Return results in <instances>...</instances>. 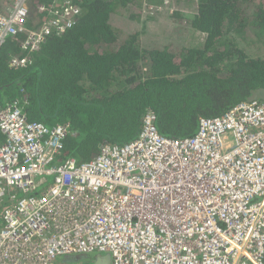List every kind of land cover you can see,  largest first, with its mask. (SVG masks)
I'll return each instance as SVG.
<instances>
[{
	"label": "built area",
	"instance_id": "1",
	"mask_svg": "<svg viewBox=\"0 0 264 264\" xmlns=\"http://www.w3.org/2000/svg\"><path fill=\"white\" fill-rule=\"evenodd\" d=\"M7 1L0 44L23 35L26 52L81 15L80 0H51L32 27L31 0ZM69 132L16 101L0 109V264H90L68 258L97 252L110 264H264V99L199 117L182 138L148 110L137 137L86 162L59 161Z\"/></svg>",
	"mask_w": 264,
	"mask_h": 264
},
{
	"label": "trees",
	"instance_id": "2",
	"mask_svg": "<svg viewBox=\"0 0 264 264\" xmlns=\"http://www.w3.org/2000/svg\"><path fill=\"white\" fill-rule=\"evenodd\" d=\"M143 1L80 0L76 24L35 51L21 49L23 35L0 44V109L16 101L30 121L67 123L59 161L86 162L104 143L129 142L148 110L162 135L192 136L199 117L221 115L264 87V0H175L188 7L172 13L164 43H148L146 20L140 29L113 20L124 11L136 23L135 11L161 14L154 6L162 0ZM50 3L31 0L32 27L46 18L35 7ZM14 57L27 62L14 65Z\"/></svg>",
	"mask_w": 264,
	"mask_h": 264
},
{
	"label": "rangeland",
	"instance_id": "3",
	"mask_svg": "<svg viewBox=\"0 0 264 264\" xmlns=\"http://www.w3.org/2000/svg\"><path fill=\"white\" fill-rule=\"evenodd\" d=\"M145 1V0H144ZM143 1V6H148L151 4H147L146 2ZM182 3L177 4L175 2V0H167V3H162L158 5V8H156L157 10H160L158 12H160L161 14L159 16H157L156 18H148L146 17V13L142 12L141 14L137 11L133 12L134 15H139L141 22H134L132 20H130L129 16H131V13L129 11H124L123 13H120L118 15L113 14L112 18L113 20L115 19V23L117 25H122L125 28H137L140 29L141 25H142V21L146 20V30L147 33L145 34V36H147V41L149 42H153L155 40H160L161 43L167 42V40L169 39V36L171 35L172 32V24H173V18H172V13L174 11H176L177 9H181L183 4L184 6L186 4H184L183 1H180ZM155 7V6H154ZM188 7V6H185ZM186 22H182V24H185ZM176 36V35H174ZM178 36V34H177ZM176 36V37H177ZM179 37V36H178ZM145 39V37H144ZM170 41V40H169ZM168 41V42H169ZM259 47H255V48H251V51H256ZM263 48V47H262ZM249 48H247L248 50ZM264 49V48H263ZM97 253H89V256H93ZM92 260H89L90 264Z\"/></svg>",
	"mask_w": 264,
	"mask_h": 264
},
{
	"label": "water",
	"instance_id": "4",
	"mask_svg": "<svg viewBox=\"0 0 264 264\" xmlns=\"http://www.w3.org/2000/svg\"><path fill=\"white\" fill-rule=\"evenodd\" d=\"M263 100L264 99V87L256 88L255 90H252L250 92V95L247 97V101H253V100ZM85 255H76L72 258H68L69 260L77 261L83 258ZM93 264H110V257L109 255L105 256H98L95 255L92 257Z\"/></svg>",
	"mask_w": 264,
	"mask_h": 264
},
{
	"label": "bare ground",
	"instance_id": "5",
	"mask_svg": "<svg viewBox=\"0 0 264 264\" xmlns=\"http://www.w3.org/2000/svg\"><path fill=\"white\" fill-rule=\"evenodd\" d=\"M97 255L98 256H103V253L102 252H97Z\"/></svg>",
	"mask_w": 264,
	"mask_h": 264
},
{
	"label": "clouds",
	"instance_id": "6",
	"mask_svg": "<svg viewBox=\"0 0 264 264\" xmlns=\"http://www.w3.org/2000/svg\"><path fill=\"white\" fill-rule=\"evenodd\" d=\"M91 257H93V256H91ZM92 261H93V259H91Z\"/></svg>",
	"mask_w": 264,
	"mask_h": 264
}]
</instances>
